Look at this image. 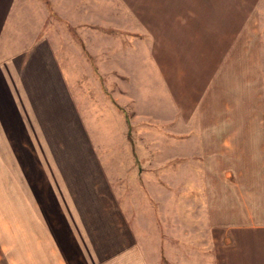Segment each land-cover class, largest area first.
Wrapping results in <instances>:
<instances>
[{"label": "crops", "instance_id": "1", "mask_svg": "<svg viewBox=\"0 0 264 264\" xmlns=\"http://www.w3.org/2000/svg\"><path fill=\"white\" fill-rule=\"evenodd\" d=\"M97 9L98 0H0V198L9 197L8 206L0 199V214H8L3 217L10 263L72 264L68 256L73 255L92 262L103 255L97 246L104 254L116 246L132 253L141 244H160L164 236L169 244L181 239L184 253L175 260L192 264L191 245L194 238L202 239V222L186 214L187 197L178 217L177 185L166 184L160 175L165 169L170 180L177 178L175 142L168 144V157L157 142L141 143L140 149H149L147 158L136 156L130 145L131 118L139 126L150 119L148 113H157H143L140 101L147 98L154 108L160 102L154 93L144 94L139 79L130 96L123 80L114 92L112 78L102 82L97 75L99 67L145 64L144 50L122 41L130 38L128 32L144 36L145 23L133 16L135 30L130 29V16H104L102 6L98 16ZM194 17L195 23L204 19ZM151 57L161 82L160 61ZM251 69L238 71L249 88L258 79L256 66ZM163 82L168 98L161 106L168 109L172 102L176 107L170 80ZM152 84L159 86L155 77ZM129 101L134 102L131 118L125 108ZM238 132L247 142L250 164L264 170V124ZM251 221L233 231V244L248 241V264H264V218ZM240 231L248 239H240Z\"/></svg>", "mask_w": 264, "mask_h": 264}, {"label": "rangeland", "instance_id": "2", "mask_svg": "<svg viewBox=\"0 0 264 264\" xmlns=\"http://www.w3.org/2000/svg\"><path fill=\"white\" fill-rule=\"evenodd\" d=\"M101 6L104 16H130L125 18L130 29L135 30L133 16H139V21L142 19L145 23L144 36L128 32L130 38L119 37L116 43L122 40L124 45L127 42L130 47L139 46L144 50L145 64L113 70L99 67L97 75L102 82L105 77L112 78L113 85L109 87L114 92L121 90L123 80L130 96L140 86L136 84L139 79L144 94L154 93L160 102L154 108L147 98L140 101L143 106L139 109L143 113L154 109L157 113H148L150 119H144L139 126L131 118L134 102L125 105L133 122L130 145L136 156L138 152L147 158L149 149H140L141 143L157 142L161 155L168 157V144L172 146L175 142L177 178L175 182L170 180L165 169L160 175L166 184L177 185L178 217L186 207L187 215L191 213L194 221L202 222V239L194 238L191 245L195 256L192 264H248V241L235 245L232 235L234 230L248 227L251 219L264 218V170L257 171L256 165L250 164L245 154L247 142L240 140L238 131L264 124V0H98V16ZM194 16L204 18L202 25L193 21ZM100 23L98 28H102ZM238 24L241 28L234 32ZM151 55L160 61L161 82L151 69ZM131 56L136 60L134 54ZM102 64L98 59V65ZM253 65L258 70V79L249 88V81L238 71L247 74ZM154 77L158 88L152 84ZM164 80H170L177 97L176 107L171 102L165 110L161 106L168 98ZM5 183L9 191L11 186ZM185 197L188 201L184 207L180 202ZM0 199L8 206V195ZM135 214V209L129 214L132 223ZM3 216L8 214H0V264H13L10 263L8 222ZM241 233L237 234L240 239H248L247 234ZM161 239L157 245L136 246L137 252L132 253L116 246L111 253L104 254L106 250L97 246L103 255L92 262L79 260L75 255L68 257L72 264L190 263L175 260L181 259L184 253L181 239L171 244L167 237ZM107 257L110 259H104ZM15 263L25 264L24 261Z\"/></svg>", "mask_w": 264, "mask_h": 264}]
</instances>
